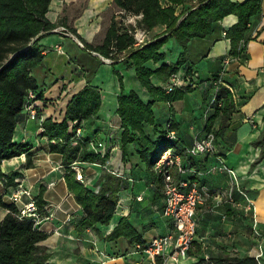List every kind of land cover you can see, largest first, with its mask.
Listing matches in <instances>:
<instances>
[{"label":"crops","instance_id":"0c3cea01","mask_svg":"<svg viewBox=\"0 0 264 264\" xmlns=\"http://www.w3.org/2000/svg\"><path fill=\"white\" fill-rule=\"evenodd\" d=\"M161 3L174 6L177 14L188 6L171 0ZM47 17L72 34L52 29L40 39L44 57L32 70L38 84L37 95L31 99L37 117H30L26 107L17 116L13 139L26 144L27 149L3 160V171L16 183L5 187L0 180V190L3 200L18 208L35 200L40 212L37 224L48 233L41 244L47 247L49 261L148 264L142 250L144 245L152 237L171 230V219L163 212L164 178L153 164L142 159L141 134L135 132V139L127 144L126 151L123 149L118 70L123 76L125 93L134 90L144 102H152L155 121L145 123L144 131L153 140L168 132L167 122L172 121L170 129L174 130L175 138L171 139V149L186 168L183 172L176 165L172 168L175 180H194L202 189L203 197L196 211V238L180 262L191 264L202 257L224 253L251 255L264 264V144L258 142L264 132V0L260 12L250 17L238 53L233 52L227 36V30L238 21L235 13L214 21L211 32L205 36L188 41L186 60L176 71L180 81L176 89L190 86L186 80L191 73L195 74L196 85L172 100L154 99L139 79L135 65L126 59L132 49L168 35L172 30H168L166 23L150 29L136 27V42L109 62L100 52L86 48L83 40L101 44L113 17L135 26L140 15L125 13L115 0H51ZM159 50L164 57L149 59L145 65L155 69L176 62L184 46L175 37H169ZM150 78L163 89L170 80L155 73ZM86 85L99 90L101 104L97 113L79 122L80 139H87V151L108 157L104 164L82 157L72 167L77 165L84 176L81 182L95 190L99 189L100 177L106 169L121 177V187L110 222H98V228L79 229L78 222L85 211L68 186V167L62 152L53 147L55 140L51 141L44 133L43 121L50 117L62 121L68 103ZM221 85L233 95L234 107L228 113L222 101L217 108L216 95ZM209 132L215 135L216 151L188 155L186 148ZM223 165L235 170L237 181ZM19 189H28L30 194L21 193L14 200ZM8 211L9 208L0 205V220ZM122 217L128 218L142 242L131 241L125 235L108 238ZM166 264L178 263L169 258Z\"/></svg>","mask_w":264,"mask_h":264},{"label":"trees","instance_id":"16d2710c","mask_svg":"<svg viewBox=\"0 0 264 264\" xmlns=\"http://www.w3.org/2000/svg\"><path fill=\"white\" fill-rule=\"evenodd\" d=\"M115 1L125 13L140 15L136 25L125 24L113 17L104 41L93 45L83 40L85 47L96 50L106 57L117 58L118 52L136 42V27L150 29L159 23H166L168 30H172L168 35L138 46L126 56L127 61L135 65L139 79L155 96L154 99L166 100L178 98L184 90H189L192 86L184 90L176 87L168 92L152 83L150 78L152 74H157L161 79H169L186 60L188 41L192 37H203L208 34L214 21L230 13H235L238 21L227 30V36L231 39L233 52L238 53L239 41L243 38L250 17L261 10V0L243 2L199 0L197 3H193L192 0H171L175 3H188L179 14L175 12L174 6L163 5L161 0ZM50 2L51 0H0V180L5 187L15 184L16 181L3 171V160L21 154L27 149L26 144L15 141L13 137L17 116L25 107L26 96L30 89L36 91L38 87L32 70L44 57L40 39L44 33L59 25L47 17ZM41 32L43 34L31 43ZM169 37H175L184 46L179 59L170 64L164 63L155 69L145 65L149 59L158 60L164 57V53L159 49ZM245 44L246 42L242 49L245 48ZM117 73L121 84L118 112L124 127L123 149L126 151L127 144L135 139V132H139L140 155L148 164L155 165L161 153L173 145L171 140L173 138L168 136L172 126L168 132H163L153 140L144 131L145 123L153 124L155 121L152 102H144L134 90L125 93L123 76L118 70ZM221 101L227 113L234 107L231 91L222 85L216 95L217 108L221 106ZM100 104L99 90L95 86L86 85L70 100L62 121H55L51 117L43 121L44 133L51 141L55 140L53 147L62 152L63 161L68 167L66 174L68 186L84 208L85 215L78 222L79 229L98 228V222L108 224L119 199L121 177L117 173L106 169L100 177L99 189L95 190L78 180L77 172L72 167V163L82 157L87 161L103 164L106 162L107 154L87 151V139H80L76 135L79 122L97 113ZM258 142L264 144V132ZM0 205L9 208L7 214L0 220V264H52L49 261L47 247L41 244L48 233L39 228L33 217H20L19 208L14 203L5 202L1 190ZM120 235L128 236L131 241L142 242L141 235L127 217L121 218L108 238L113 239ZM191 264H259V261L251 255L240 257L222 253L210 258L202 257Z\"/></svg>","mask_w":264,"mask_h":264},{"label":"built area","instance_id":"2783aa9c","mask_svg":"<svg viewBox=\"0 0 264 264\" xmlns=\"http://www.w3.org/2000/svg\"><path fill=\"white\" fill-rule=\"evenodd\" d=\"M199 0H192L193 3H197ZM54 30L62 31L66 34H72L65 26L60 25L54 28ZM82 43V42H80ZM106 60L112 62L113 59L105 57ZM228 61V59H225ZM188 85H196L195 75H189L187 78ZM180 84L177 73L171 75L170 80L166 83L165 89L168 92L173 91ZM36 91L30 89L27 96L25 107L28 109L30 117H37V109L31 99L36 97ZM76 121V120H75ZM172 126V121L167 122V127ZM78 138L82 136L81 127L76 130ZM169 137L175 138L174 130H170ZM216 151L215 135L213 132H209L205 137L195 139L192 145L186 148L188 155H196L200 153H209ZM177 166L180 172L186 170L182 165L180 156L172 151L171 148L165 149L159 158L155 162V169L161 172L164 178L163 193L165 197V205L163 212L171 219V230L164 235H157L152 237L142 248L144 254L148 258V264H166L170 259H173L178 264L181 257H185L189 249L193 246L196 238L197 230V218L196 211L197 205L202 200V189L198 186L194 180H175L172 172V168ZM226 169L233 177L235 181L238 180V175L235 170L228 165L221 166ZM73 168L76 170V177L80 181H84V176L81 173L77 165L74 164ZM19 191V192H18ZM21 193L30 194L28 189H19L14 194V200H18ZM252 202H250V206ZM18 215L20 217L30 216L33 217L36 224L40 220V212L35 200H30L19 208Z\"/></svg>","mask_w":264,"mask_h":264},{"label":"water","instance_id":"95a60500","mask_svg":"<svg viewBox=\"0 0 264 264\" xmlns=\"http://www.w3.org/2000/svg\"><path fill=\"white\" fill-rule=\"evenodd\" d=\"M42 34H43V32H41V33H39L38 35H36V36L33 38V40L31 41V43H32L33 41H35L38 37H40ZM2 169L4 170L5 168L2 167Z\"/></svg>","mask_w":264,"mask_h":264},{"label":"rangeland","instance_id":"374dc122","mask_svg":"<svg viewBox=\"0 0 264 264\" xmlns=\"http://www.w3.org/2000/svg\"><path fill=\"white\" fill-rule=\"evenodd\" d=\"M133 22H135V21H133Z\"/></svg>","mask_w":264,"mask_h":264}]
</instances>
